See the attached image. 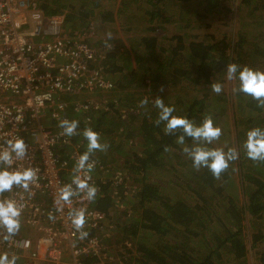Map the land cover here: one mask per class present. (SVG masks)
Here are the masks:
<instances>
[{
    "label": "trees",
    "instance_id": "trees-1",
    "mask_svg": "<svg viewBox=\"0 0 264 264\" xmlns=\"http://www.w3.org/2000/svg\"><path fill=\"white\" fill-rule=\"evenodd\" d=\"M36 1L44 15L65 12L69 30L83 27L89 32L92 24L118 26L125 34L141 31L131 36L122 57L116 54V43L109 50L103 38H85L101 51L102 70L114 86L90 95L94 104L86 111L73 110L74 96L64 98V114L80 122V131L91 127L100 134L101 142L109 148L98 151L99 161L105 164L109 155L115 156L112 160L116 166L110 170L122 177L121 183L111 184L113 189L97 181L101 195L94 200L97 208L117 219L109 242L122 247L120 242L128 236L135 247V261H128L129 250L125 249L119 264H248L247 226L251 229L248 238L254 246V259L264 264V161L253 162L242 148L249 129L264 128V108L243 93L234 94L235 81L225 90L226 101L224 90L219 95L210 93L211 83L219 79L226 88L221 77L226 64L264 71V29L236 36H230L229 31H210L217 29L211 28L220 22L218 16H226L234 5L244 7L248 17L255 19V26L264 23V0H236V4H232L234 0H107L103 4L97 0ZM184 10L189 11L187 15ZM212 20L218 22L212 24ZM138 23L144 26L131 27ZM168 25L176 32L168 34ZM158 30L164 33L158 35ZM161 86L164 91L168 88L166 96L178 94L179 89L192 92L193 97L174 102L184 108L173 114L197 124L211 116L222 129V148L239 151V158L230 163L220 179L207 169L197 171L192 167L191 160L182 154L183 146L176 143L180 132L165 135L164 125H155V98L159 96L172 106L164 91H159ZM198 92L201 94L196 97ZM108 93L113 95L104 97ZM145 98L148 104L141 107ZM219 98L223 103L217 106L214 103ZM43 120L52 129L59 128L49 116ZM229 125L234 131L231 139L226 134ZM73 139H81L82 152L86 151L81 135ZM191 143L186 138L185 144ZM208 147L219 148L213 144ZM113 196L121 198L123 207L114 206Z\"/></svg>",
    "mask_w": 264,
    "mask_h": 264
},
{
    "label": "built area",
    "instance_id": "built-area-1",
    "mask_svg": "<svg viewBox=\"0 0 264 264\" xmlns=\"http://www.w3.org/2000/svg\"><path fill=\"white\" fill-rule=\"evenodd\" d=\"M37 7L36 0H0V146L22 138L28 155L14 161L13 169L31 167L38 176L31 193L14 187L0 196L23 205L18 234L5 240L0 229V253L16 254V264H119L125 244L109 242L116 229L114 218L81 197L57 211L58 189L71 183L76 158L83 153L82 140L62 136V129L54 130L43 120L46 115L57 123L68 119L66 96L75 97L74 111L90 110V95L109 91L114 82L104 75L101 51L81 32L67 29L65 12L40 13L31 20ZM92 160L90 183L98 188L97 196V181L110 187L122 182L119 172L96 157ZM113 202L123 207L120 197L113 196ZM71 208L86 210L84 239L68 219Z\"/></svg>",
    "mask_w": 264,
    "mask_h": 264
},
{
    "label": "clouds",
    "instance_id": "clouds-1",
    "mask_svg": "<svg viewBox=\"0 0 264 264\" xmlns=\"http://www.w3.org/2000/svg\"><path fill=\"white\" fill-rule=\"evenodd\" d=\"M105 47L111 50L113 39L111 32H107ZM225 79L237 82V86L232 88V92L243 93L256 101L257 107L264 108V71L253 69L249 66H241L236 63L226 64ZM211 91L219 95L223 91V85L219 82H212ZM159 91L163 92L161 86ZM148 104L145 98L141 100V107ZM154 107L158 110L157 119L154 121L156 126L164 125L165 135L181 134L176 136V143L183 146L181 151L192 162V167L199 171L207 169L215 179H220L226 172L230 163L239 158V151L229 148L208 147L214 141H218L222 136V129L214 124L211 116H206L199 124L187 117L174 115L175 108L164 103V99L157 96ZM79 121L67 118L61 119L58 127L62 129L60 133L65 137L81 135L86 141V151L76 158L73 168V177L70 184H66L58 189L55 203L61 205L57 211H63L62 205L70 204L73 197H81L88 202L96 199L98 188L91 184V172L95 167L92 156L97 151L106 152L109 148L107 143L101 142L100 134L91 127L79 130ZM186 138L193 143L186 145ZM242 148L248 159L253 162L264 161V128L253 127L246 133V139ZM28 145L22 138H13L6 141V146H0V196L5 192H11L14 187L23 189L26 193H31L32 185H35L38 176L37 170L31 167L13 169L14 161L23 160L28 155ZM73 185L75 187H73ZM23 205L14 199H0V229L4 232V239L8 240L18 234L21 221ZM68 219L73 229L79 233L81 239L88 236L84 231L86 223V210L83 208H71L67 213ZM49 219L55 217L50 213ZM16 254L0 253V264H16L18 260Z\"/></svg>",
    "mask_w": 264,
    "mask_h": 264
},
{
    "label": "rangeland",
    "instance_id": "rangeland-1",
    "mask_svg": "<svg viewBox=\"0 0 264 264\" xmlns=\"http://www.w3.org/2000/svg\"><path fill=\"white\" fill-rule=\"evenodd\" d=\"M97 1H98V3H102L103 4L107 0H97ZM232 4H236V0H234V2ZM188 12L189 11L184 10V13L186 15H187ZM40 13L41 12L38 11L37 13L30 14L31 20L34 17L38 16ZM225 13H227L226 16H223V17L218 16V17H220V22L216 26L211 28V29H214V28H217V29L216 30H210V31H216V33L229 31L228 34L230 36H236V35L239 34V32H243V35L244 34L249 35L252 31L254 32V31L258 30V29H264V23H261V24L255 26L254 23H253V22H255V19L251 18L250 16L248 17V15L246 14L245 8L244 7L243 8L240 7V5H238V6L234 5L233 8H232V11L230 13H228V12H225ZM217 22L218 21L212 20L211 23L214 24V23H217ZM66 26H67V24H66ZM141 26H144V24L143 23H138V24H135V25H131V27H141ZM167 27H170V29L169 28L165 29V31L168 34L176 32V29L173 28L172 26L168 25ZM88 28H91V31L86 32L83 27H77L76 29L74 28L75 30L74 29H72V30L73 31H79V32L82 33V35L85 38L90 37L92 40L97 39V38H103L105 40L106 39V35L105 34L107 32H111L112 35H113V39H112L111 43H113V44L116 43L115 44L116 47H119V51H117L116 54L118 56H120V57H122L125 49L127 48L126 46L127 45L129 46L130 41L132 39L131 36L134 35V34H138V35L141 34V31L129 32V33L125 34V33L121 32V29H119L118 26L115 27L114 25L112 26L113 29L112 28H108V27L103 26V25H100V26L96 25L95 26V25H92V24H90L88 26ZM163 33H164L163 30H158L157 31L158 35H162ZM221 77L225 81L224 85L226 86V88L224 89V87H223V90H224L223 92H224V98H225L224 101H226V91L229 90V87H232L235 84H234V81L230 82V81H227L225 79V73H222ZM219 80H221V79H219ZM219 80H216L215 82H218ZM219 83H220V81H219ZM173 89L176 90V88H173ZM118 91H120V89ZM123 91L125 92L126 89L123 90ZM168 91H169L168 88H165V91H164L165 98L167 99V101H171L170 102V103H172L171 105L177 111H181V109L184 108V106L180 102L179 103H174L175 101H178V98H181V99L185 98L186 99V98H189V97H193L192 92L184 90V89H179L178 91H176V92H178L179 96H178V94H175L174 92H171L170 95L166 96L167 95L166 92H168ZM158 93H159V91L154 92L153 94L156 95ZM210 93H211V95L215 94L212 91ZM199 94H201V92H198L196 97H199ZM111 95H113V93H108L104 97L109 98V97H111ZM219 100L220 101L217 100L214 104L218 106V105H220L221 102L223 103L222 99L219 98ZM136 101L137 100H135V102ZM227 115H229L230 121L232 122L233 117L231 116V112L230 113L228 112ZM225 118H226V116H225ZM232 128H233L232 125H229V127L226 129V131H227L226 134L230 136L229 137L230 139L232 138V136L234 134V131H233ZM234 144H235V142H234ZM234 144H233V147H234ZM213 145L215 147L222 148L223 147V138L219 139L218 141H214ZM93 156H95V157H97L99 159L98 151L96 153H94ZM114 158H115V156L109 155V159H106V161H105V164L109 167V169H112L114 166H116V164H114V162H113L114 160H112ZM230 175H232L231 177L233 178L235 176V173H230ZM174 192L175 191L173 190V194H171V195L174 196ZM129 214L133 215L132 211H129ZM115 220H117V219H115ZM244 232H245V236L247 237L246 238V245H247V248H248V251H247V254H246V261L248 262V264H257L256 260L254 259V256H253L254 246L253 247L251 246L250 239L248 238V235H250V233H251V229L247 226V228L244 229ZM32 234H34V233H31V235ZM124 239L125 240L120 242L121 244L122 243L125 244L123 246V248H122V251L124 252L125 249L129 250L127 252L128 253L127 257L129 258L128 261L130 263H133L135 261L134 257L136 255V253L134 252V248L135 247L132 245L131 240L128 239V236H125ZM115 245H117V244H115Z\"/></svg>",
    "mask_w": 264,
    "mask_h": 264
},
{
    "label": "crops",
    "instance_id": "crops-1",
    "mask_svg": "<svg viewBox=\"0 0 264 264\" xmlns=\"http://www.w3.org/2000/svg\"><path fill=\"white\" fill-rule=\"evenodd\" d=\"M140 35V34H139ZM90 97V96H89ZM91 98V97H90Z\"/></svg>",
    "mask_w": 264,
    "mask_h": 264
}]
</instances>
